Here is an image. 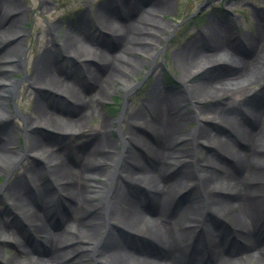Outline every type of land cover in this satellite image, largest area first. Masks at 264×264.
I'll use <instances>...</instances> for the list:
<instances>
[{"label": "bare ground", "instance_id": "1", "mask_svg": "<svg viewBox=\"0 0 264 264\" xmlns=\"http://www.w3.org/2000/svg\"><path fill=\"white\" fill-rule=\"evenodd\" d=\"M18 2L0 0V19H4L7 30L15 28L10 38L14 45L0 58V98H9L13 88L6 72L13 66L3 65V60L11 58L14 63L23 52V33L16 28L23 22L25 10ZM116 7L124 10L123 17L137 11L135 6L130 10ZM116 7L102 8L93 22L121 51L120 56H98L102 62L101 77L96 71H89L93 83L89 84V92L98 98L110 79L120 83L125 91L133 87L123 75L133 72L120 65L124 59L122 52L133 49L131 42L152 45L153 36L158 34L154 20L148 19L150 27L140 25L147 19L141 13L136 21L121 24L113 15ZM168 7V2L153 0L147 13L164 14ZM89 24L90 21H77L74 31L64 35L55 51L40 55L25 80L29 88L50 92L60 102L63 97L80 104V113L67 121L68 131L76 130L89 117L85 96L77 91L83 89L84 81L71 76L72 66H68L67 75L63 73V65L73 58H95L83 52L84 46L90 45L83 40ZM206 32L181 48L176 59L180 69L187 72L183 80L195 69L203 70L220 62L231 65L234 77L230 79L216 76L190 87L184 85L185 97L196 103L225 99L211 117L198 111L202 124L189 135L195 144L207 146L208 152L193 161L191 151L184 149L189 144L181 141L188 136L181 133L185 119L176 112L183 98L159 90L157 84L151 88L146 102L125 118L122 137L128 150L121 168L116 154H110L111 144L107 141L93 143L87 156L75 163L67 145L65 148L61 145L67 154L58 155L55 147L34 138L21 153L9 151L15 146L11 138L0 143V170H11L22 158L32 155L29 158H40L48 166L45 179L49 187L46 189L42 183V169L32 166L27 167L25 176L34 181V190L19 177L0 187V193L7 197L6 207L0 212V264H23L17 257L7 258L1 252L3 243L14 244L31 264H84L87 256L93 257L96 264H264V104L244 106L237 111L229 92L241 85L262 82L264 68L257 66L256 61L264 57V37L259 32L249 40L243 60L237 61L230 52L231 37L227 31L211 28ZM1 34L4 33L0 31ZM139 51L146 56L150 53L146 48ZM237 81H241L240 86H236ZM2 101L0 118L5 115ZM53 103L56 104L54 99ZM33 115L24 120L27 129L51 126L58 121L53 112L40 104ZM101 125L107 122L103 119ZM212 125L219 126L222 133L212 130ZM191 164L194 166L189 169ZM112 165L114 175L105 170ZM74 166L79 168L78 174L73 173ZM97 178L104 180L97 182ZM135 184L138 187L131 195L128 185ZM93 198L98 200L91 203ZM181 198L188 200L177 202ZM120 204L127 210H122ZM217 222L227 223L230 229L221 228ZM21 225L39 238L40 249L21 242L17 227ZM231 229L235 241L230 242ZM204 235L209 239L206 249L201 245ZM130 236L143 237L153 248L137 252L129 249L124 241ZM234 248L241 254L239 258L231 257Z\"/></svg>", "mask_w": 264, "mask_h": 264}, {"label": "rangeland", "instance_id": "2", "mask_svg": "<svg viewBox=\"0 0 264 264\" xmlns=\"http://www.w3.org/2000/svg\"><path fill=\"white\" fill-rule=\"evenodd\" d=\"M18 1L20 7L25 10L23 22L18 26L16 25V29L21 30L23 33L21 40L23 52L21 58L14 62L17 66L14 65L11 58L3 60V65L13 66L7 68L9 70L6 71L7 78L13 82V88L9 98H5L4 96L0 98L3 100L2 110L5 113L0 118V143L8 142L11 138L12 142L15 141V146H12L9 151L21 153L26 145H30L31 138H34L45 145L55 147L54 149L57 150L58 155L65 153L61 149V145L63 147L67 145L71 151L74 163L75 161H79L81 157L87 156V152L95 145L93 143L97 142L99 144L101 141H107L109 145L111 144L110 154H116L115 160H120L118 167L121 168L128 150V144L122 137L123 130L125 129V118L131 111H135L146 102L147 95L156 84L160 88L159 90L183 98L176 112L179 118L185 119L181 133H186L188 136L186 135L187 137L181 141L182 144H189L184 149L191 151L193 161H197L201 155L208 152L207 146L200 143L195 144L196 142L190 140L191 137L189 136L197 126L202 124L199 122L198 111L211 117L213 111L220 107L225 99L224 97H218L217 99H206L202 103H196L185 97V86L189 85L190 87L216 76L230 79L234 75L230 73L231 65L228 62H220L209 65L203 70L195 69L186 80H183L187 72L180 69V63L176 59L177 52L184 46L198 40L199 35L207 33L208 29H223L231 37L230 52L237 61H242L244 52L249 48V40L256 38L259 32L264 37V0H163L169 4L165 13L152 14L150 16L147 13V9L151 7L153 0ZM116 6L127 10L135 6L134 8L137 11L127 17H123L125 13L122 11L124 10H119ZM104 7L108 9L116 7L117 10L113 15L121 24H125L127 21L129 23L136 21L135 18L139 17L141 13L143 15L141 17L147 19L145 22H140V25L150 27L148 19L154 20L158 24L156 27L158 34L153 36L155 40L154 44L149 45L148 42L143 41L131 42L130 47L133 49L122 52L124 59L120 61V65L127 66L133 72L131 75L126 73L123 75L129 79L133 87L125 91L120 83L110 79L107 81L106 88L101 95L102 98H98L95 93L89 92V88L91 87L89 84L91 85L92 83V75L89 71L90 69L91 71H96L98 76L101 77L102 72L99 64L102 62H100L101 59L98 56L103 57V54L106 56L108 54L117 56L121 52L116 43L108 39L106 34L96 29V25L93 23L94 19H97L98 14H100V10ZM194 13H196L195 16L191 17L190 15ZM79 20L90 21L89 26L83 32V40L89 42L93 47L85 45L87 48L84 46L86 50L83 49V52L85 55L93 54L95 58L86 57L80 60L73 58L63 65L64 74L67 75L68 66H72L74 70L71 76L77 77L81 83L84 81V90L78 89L77 91H80L79 93L85 96L87 102L86 109L89 113V117L84 119L80 125H77L76 130L68 131L65 127L68 126L67 121L75 119L80 113V104L75 101L70 102L71 98L67 100L63 97L60 102L50 92L29 88V84L25 80L32 74L35 62L40 55L44 51H55L56 45L68 31H74L76 23ZM127 26L130 28L129 25ZM11 29L14 30L15 28L12 27ZM5 30H7V24H5L2 18L0 19V31L4 34L0 36V58L6 54L7 49L11 45H14V43L11 44L10 39L14 36V33L11 32L12 30L4 32ZM134 35L136 34L134 33ZM137 35L139 34L137 33ZM143 48L150 50L148 56L139 51V49ZM256 65L264 68V57H259ZM182 80L184 81L183 84L181 83ZM69 82L71 83V81ZM237 82L238 85L236 86H240L241 81ZM262 82L241 85L237 90L229 89V92L232 93L231 99L237 111H240L241 108L243 109L244 106H260L264 104V76ZM53 99L56 101V107H54ZM39 104L44 109L53 112L55 114L54 118H57L58 121L53 122L51 126H39L27 129L24 120L28 116H34L33 111ZM114 108L118 111H113ZM57 115L58 117H56ZM103 119L107 122V125H101V120ZM205 125L208 126L207 123ZM211 129L216 133H222L221 128L217 125H212ZM75 154L78 155L75 156ZM31 156L22 158L11 170H0V187L7 184L11 178L19 177L29 186L30 190H34V181L25 176L27 167L32 166L33 168L40 167L42 169V183L48 189V182L45 179L46 177L48 178V166L40 158L32 160L29 158ZM92 162L90 161V163ZM193 166L191 164L189 169H192ZM113 169V165L105 168V170L110 172V175H114L115 171H112ZM78 172L79 168L75 167L73 173L78 174ZM103 180L102 178L96 179L97 182H103ZM128 186V193L131 195L135 194L138 184ZM6 198V195L4 196V193L1 192L0 212L6 207ZM97 200L98 198H93V202L91 203H95ZM187 200L188 198H181L177 202L185 203ZM174 204L175 201L172 206ZM120 208L127 210L128 207L120 204ZM217 223H219L221 228L227 229V223ZM17 227L20 229L21 242L23 244L25 242L27 244L32 243L33 247L35 246V249H38L39 238L35 236V233L27 231L23 225ZM228 236L230 242L235 239L232 229L231 234H228ZM124 244L136 252L153 248L152 244L141 236H130L127 241H124ZM208 244L209 239L205 235L202 236V247L208 248ZM15 248L14 244L3 243L1 252L7 258L17 257L23 264H31L26 262L27 256L21 254ZM236 248H234V252L231 251V257L234 259L239 258L241 255H239ZM84 264H96V261L93 257L87 256Z\"/></svg>", "mask_w": 264, "mask_h": 264}]
</instances>
